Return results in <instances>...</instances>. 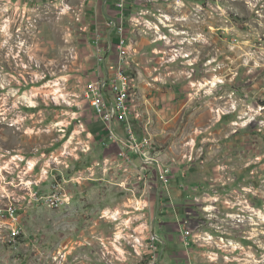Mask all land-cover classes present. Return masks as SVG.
<instances>
[{
  "label": "rangeland",
  "instance_id": "obj_1",
  "mask_svg": "<svg viewBox=\"0 0 264 264\" xmlns=\"http://www.w3.org/2000/svg\"><path fill=\"white\" fill-rule=\"evenodd\" d=\"M119 2L0 0V264H110L101 239L117 231L118 221L105 216L116 209L148 221L168 264L172 246L185 245L179 223L171 232L159 224L162 212L168 222L189 220L209 246L217 243L214 214L231 213L236 221L225 223L226 232L248 226L253 233L236 235V250L223 233L235 251L230 258L264 264V0ZM117 76L129 112L99 115L87 88ZM132 135L152 138L147 156L169 168L176 189L164 188L159 205L147 188L155 176L140 160L146 188L134 190L143 210L92 209L88 198H119L115 185L94 181L92 192L88 183L103 163L104 172L111 166L97 158L103 142H119V154ZM58 191L66 200L46 203ZM151 200L152 222L145 213ZM12 202L16 237L6 215Z\"/></svg>",
  "mask_w": 264,
  "mask_h": 264
},
{
  "label": "built area",
  "instance_id": "obj_2",
  "mask_svg": "<svg viewBox=\"0 0 264 264\" xmlns=\"http://www.w3.org/2000/svg\"><path fill=\"white\" fill-rule=\"evenodd\" d=\"M117 3V5L122 6L123 3ZM125 40L120 37L117 42V48L121 56H125L126 48H125ZM119 80V76L116 78L112 77L101 79L98 82L91 83L89 88H87V97L91 99V104L99 115L110 116L114 115L116 112H121L122 114H128L129 108L126 103V89L120 88L117 84ZM107 87H112V93L115 95V100H111V96L107 92ZM111 138H118V135L115 134L114 129H111ZM123 145L121 146V150L119 155L124 157L128 164H133V158L130 155L129 151H134L138 154V157L142 161V166L145 168L147 164H152L154 167V176L156 179V184L151 182L147 184L148 189H154L158 194V204L162 202V197L164 196V188H169V168L159 161L151 158V156H147V153L150 150V145L152 143V138L150 139L148 136H144L139 141L135 138L134 135L130 136V138L122 139ZM148 149V150H147ZM18 157V155L14 156ZM16 160V159H15ZM31 170L34 168V164L32 166H28ZM147 168V167H146ZM28 172V170H26ZM26 172V173H27ZM45 173H47L45 171ZM46 203L51 206H59L66 199L61 191L54 193L50 196L44 198ZM142 204H136L134 208L136 210H143L145 206ZM6 215L10 219L13 224L12 227V236L16 237L19 234V230L17 229L15 222L17 221V206L12 202L8 204L6 207ZM123 213H129V211L121 212L119 209L114 211H108L105 214L106 218L113 219L118 221V229L112 237L101 239V244L103 246V254L110 261V264H163L162 263V252L163 249L161 244L163 240L159 237L156 231L152 228L148 230L149 225L148 221L143 220L141 217H133L128 216L123 218ZM189 220H184L179 223L180 231L183 235V244L187 246H191L193 243H200L201 236L199 234H195L194 230L189 227ZM208 236L204 237L205 243H211L213 236L211 234H207ZM221 241L224 242V238L221 237ZM235 250L238 248V244H234L230 242ZM217 244V243H216ZM223 243L218 244L221 246ZM127 247L131 249V251L127 250ZM128 254L132 255L134 258V263L130 262L132 257H128ZM109 255L114 257L115 259H110ZM230 256H223L224 259L230 260ZM210 262L216 261L220 257L219 250H212L210 254L207 256ZM118 261V262H117Z\"/></svg>",
  "mask_w": 264,
  "mask_h": 264
},
{
  "label": "crops",
  "instance_id": "obj_3",
  "mask_svg": "<svg viewBox=\"0 0 264 264\" xmlns=\"http://www.w3.org/2000/svg\"><path fill=\"white\" fill-rule=\"evenodd\" d=\"M105 140L107 142H103L102 150H100V152L98 153L99 157H97V158H101V160L103 162H105V161L110 162L111 166H110V168L108 167V170L105 169V172H104L103 166L106 163H103V165L101 164L102 166H100V169H98V175L96 177H93L90 180L91 182H88V183H90V185H91L90 189L92 192L95 190L94 186L99 185V183L101 185L103 183V187L108 186V188L114 187V185H115V186H117V193L119 194V198H115V199H113V201L107 203L105 200H106L107 196H111V194L110 193H103V194H101L102 198H100L99 200H91L88 198L87 202L92 203L89 206H91L92 209L93 208L97 209V208H100L102 206L103 207L102 213H103L107 210H110L111 208L124 207V206H127L128 204L129 205H133V204L134 205H136V204L141 205L142 200L138 199V195L136 194L135 191H136V189H139V192L141 190H143L142 193H144L145 192L144 188H146V187H145V182L143 180V173L139 169L140 158L138 157V154H136L135 152L129 151L130 155L133 158V164L129 165L127 160L124 157L119 156V154H118V151L120 148V143L112 141V140L110 141L108 139V137ZM98 164H99V162H98ZM147 169H148L147 173H149L148 175L151 177V180L153 181L154 171H153L152 166L149 164ZM94 181H99V183H96ZM182 183H184V182H182ZM134 188H136V189L134 190ZM130 189H132V190H130ZM130 191H133V194ZM129 194H131L133 196L131 197V196H129ZM153 203L155 204L154 200L149 201L148 207L146 208L147 210H145L146 215H148L147 218H149V220L151 222L154 220L153 219L154 217H153L152 211H151V206ZM92 209L90 208V210H92ZM219 212H220V210H219ZM164 214L165 213L162 212V215L159 216V220H160L159 224L165 225L168 230L170 227L177 229L178 222H173V221L168 222L165 219ZM207 216L209 217L208 214H207ZM214 216L216 217L214 219H216L215 223L217 226V228L214 229L215 230L214 235H217V236H215V241L217 242V244L209 246L208 244H203V243H193L189 247L183 246L182 244L172 246L173 249L171 248L172 250L170 249L171 251H169V253H170V256L172 258L173 264H204L205 262H207V263L209 262V264H212L214 262H210L208 260V257H207V255L210 254V252H209L210 250H212V249L219 250V253L222 257L224 254L229 253V255H232V252H235L231 248V244L227 245L226 240H224L225 242L221 246H218V244H221V243H219L220 242L219 237L225 238L223 236V233H228L229 236L227 237V240H230V242H233V243L237 239L236 235H239L241 232L253 233L252 229H248L249 228L248 226L245 229H241V230H238L235 228L234 229L230 228V231L226 232L225 223L231 222V221H236L235 218H232L231 213H228L227 215H223V214L219 213V214H214ZM262 216L264 217V215H262ZM186 218H188V217L186 216ZM251 219H255V218L250 217V219H249V218L245 217V218H242L241 222L247 223L248 221H251ZM169 220H171V218ZM99 221L100 220H97V221L93 222L92 224L95 225ZM101 224L103 225V223H101ZM92 230L93 231L91 232V234H92V237H94V234H96V231H94V229H92ZM99 230L103 234L104 228H102V230L98 228V231H97L98 233H99ZM169 232H171V231L169 230ZM168 234L170 236V238L168 236V239L173 238L172 235L174 233H168ZM95 236L98 237L97 235H95ZM217 237H218V239H217ZM162 254L164 256V253H162ZM230 259H232V258H230ZM162 263L168 264V261L165 262V258L163 257ZM218 264H238V262H237V259L235 260V258L233 257L232 260H225V261L219 262Z\"/></svg>",
  "mask_w": 264,
  "mask_h": 264
},
{
  "label": "trees",
  "instance_id": "obj_4",
  "mask_svg": "<svg viewBox=\"0 0 264 264\" xmlns=\"http://www.w3.org/2000/svg\"><path fill=\"white\" fill-rule=\"evenodd\" d=\"M113 42H114V40H113ZM117 42V41H116ZM114 44H115V42H114ZM185 175L186 174H183L182 175V177H185ZM169 176V181H170V192H171V190H174V188L176 189V186H174V188H173V185H171V182H172V180L174 179V177L175 176H171V175H168ZM182 177H179V178H182ZM180 185H181V187H180ZM178 186H179V188H178V192L180 191V193H182V195H184V193H186V191H187V189L186 188H184V186L182 185V182L180 181L179 182V184H178ZM173 188V189H172ZM185 191V192H184ZM174 193H175V191H174ZM179 194V193H178ZM175 196L176 197H178L176 194H175ZM186 196V195H185ZM169 204L167 203L166 204V206H168ZM179 205H181V204H179V203H177V206H179ZM179 208V207H178ZM165 241V240H164ZM167 245V244H166Z\"/></svg>",
  "mask_w": 264,
  "mask_h": 264
}]
</instances>
